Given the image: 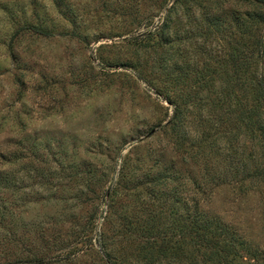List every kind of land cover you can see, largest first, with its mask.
Listing matches in <instances>:
<instances>
[{"label":"rangeland","instance_id":"obj_1","mask_svg":"<svg viewBox=\"0 0 264 264\" xmlns=\"http://www.w3.org/2000/svg\"><path fill=\"white\" fill-rule=\"evenodd\" d=\"M172 1L0 0V264H210L177 188L264 264V177L228 112L248 2L179 0L149 36Z\"/></svg>","mask_w":264,"mask_h":264},{"label":"trees","instance_id":"obj_2","mask_svg":"<svg viewBox=\"0 0 264 264\" xmlns=\"http://www.w3.org/2000/svg\"><path fill=\"white\" fill-rule=\"evenodd\" d=\"M178 1H172L162 25L157 28V32H149V36L159 35V32L171 22V14ZM247 2V9L242 12L243 16L234 20L240 21L236 27H240L243 36L242 55L234 57L231 64L232 68L240 67L242 95L239 96L234 91L228 94V112L236 113L235 105L240 106L239 117L243 126L241 133L245 139L255 144V150L251 149L246 156L244 150L243 157L245 179L250 178L254 181L264 177V0ZM164 6L165 4L162 5ZM149 18L151 16L146 19ZM212 23L214 29L224 28L218 19H213ZM34 30L38 34H51L43 26H36ZM173 97L170 96L168 99L175 104L173 117L176 121L183 110L182 102ZM176 193L181 236L186 238L187 232L191 230L195 237V247L199 251L205 250L209 255L210 264H252L244 262L246 254L257 259L262 256L260 248H256L233 226L204 208L200 190L193 191L189 197L183 196L186 193L184 188H177Z\"/></svg>","mask_w":264,"mask_h":264}]
</instances>
